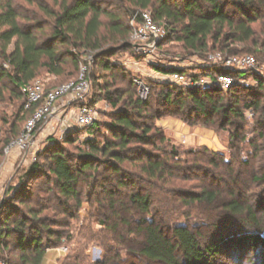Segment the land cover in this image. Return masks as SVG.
<instances>
[{
    "label": "trees",
    "instance_id": "16d2710c",
    "mask_svg": "<svg viewBox=\"0 0 264 264\" xmlns=\"http://www.w3.org/2000/svg\"><path fill=\"white\" fill-rule=\"evenodd\" d=\"M110 6L127 16L151 10L167 32L158 45L180 43V56L257 58L264 51V40L261 45L255 40V25L264 24V0H62L52 34L44 39L23 27L7 0L0 12V25L7 26L0 32L7 65L0 69V100L11 84L13 94L23 98L26 121L36 107L26 108L22 89L42 69L74 75L91 53V88L92 77L109 74L113 80L105 95L112 106L109 119L96 120L81 141L77 128L68 129L62 140L50 138L22 182L7 190L0 202L1 264H44L49 252L70 237L62 228L76 216L86 187L100 206L98 223L105 233L99 239L105 255L89 264H135L123 259L117 246L146 264H214L220 255L240 264L244 258L264 264V77L219 66L181 70L158 63L155 70L165 74L181 70L216 78L228 73L237 82L226 91L217 84L172 87L156 82L145 99L125 71L121 80L127 87L118 86V67L111 58L131 47L132 29ZM239 44L251 45L249 52H240ZM248 75L255 84L240 82ZM56 86L46 84V91ZM247 109L253 113L252 125ZM168 116L191 126L226 130L230 155L207 147L181 152L186 146L173 143L157 124ZM249 128L254 136H248ZM15 138L0 139L2 152ZM41 177L47 181L31 183ZM179 207L184 209L181 215L195 221L169 224L166 218L179 217ZM11 245L18 251L15 262L2 257ZM69 259V264H87L88 257L77 253Z\"/></svg>",
    "mask_w": 264,
    "mask_h": 264
},
{
    "label": "rangeland",
    "instance_id": "374dc122",
    "mask_svg": "<svg viewBox=\"0 0 264 264\" xmlns=\"http://www.w3.org/2000/svg\"><path fill=\"white\" fill-rule=\"evenodd\" d=\"M6 1L7 0H0V12L4 11ZM61 1L62 0H12L14 7L19 14L20 23L23 27L33 28L34 32H37L41 39L47 38L52 34L55 14L59 11ZM103 1L108 2V4L112 2V0ZM108 9L118 16H123L133 30V17L138 12L127 16L126 12L120 11V8L118 7L110 6ZM104 21L108 22V17H104ZM255 27L257 29L255 40L259 45H261L264 40V24H256ZM6 28L7 26L0 25V32ZM129 42L131 44L129 49H126L111 58V61L118 67V69H115V74H118L120 78L118 86L122 88L127 87V81L121 80V70L125 71L130 75L137 86H139L140 94L142 95V92H144L143 96L145 99L148 97L151 87L156 82L170 84L172 87L180 86L179 84L168 80L159 74V72L155 70V64L178 65L182 66L180 68L181 70H194L199 67L209 68L217 65L216 62L218 57L216 56L218 55L210 56L207 59H202L196 55L186 57L180 56L182 54L180 43L174 42L160 47L158 45L160 41L154 43L153 38L133 40L131 36L129 38ZM250 46L239 44L237 45V48L240 52H249L248 49ZM2 48L3 43L0 41V69L2 66L4 68L7 67L2 57ZM261 52V54L256 55L259 61V72L257 73L264 77V51L261 50ZM91 58V53L86 54L83 57L84 62L81 66L86 65L89 68V60H91ZM78 72L79 69H76L74 75L66 74L63 76H57L42 69L38 79L50 86L59 85L66 81L75 79ZM250 72L251 74H254V71ZM112 80L113 79H111L109 74L105 75L101 79L92 77V88L89 94V100L92 107L96 111V120L106 121L109 119L108 114L112 110V106L105 99V95L107 90H109L108 84H112ZM3 82L5 81L3 80ZM240 82L246 85L255 84L250 75L245 77V79H241ZM7 86L5 96L2 100H0V139L5 137L15 138L23 130L27 117L22 110L23 98L13 94L12 89H14V87L11 84L8 83ZM62 106L64 105L62 104ZM67 106L69 107V105ZM245 112L248 120H250V124L252 125L253 113L248 109ZM59 113L58 109L53 116L47 118L44 123L38 125L34 134L33 142L30 145V149L18 155L13 166L8 165L9 155L2 152V144H0V202L4 198L7 190L17 186L22 180L21 178L24 176L30 165L35 162L38 152L43 150L50 138L62 140L63 136L70 128H77L81 131L80 134L75 135L79 141L88 136V129L90 126L79 127L75 124L74 120H70V127L65 128L62 125V118L67 113H63L62 115ZM254 134L255 133L252 131V128H249L248 136L251 137L254 136ZM76 143L78 144L79 142L77 141ZM66 146L72 153L76 152L74 146L68 144ZM186 148L187 146L180 148L181 152L186 151ZM225 154L228 157L230 155V151L227 150ZM46 181V178L41 177L33 180L31 183L37 186L45 183ZM87 192L88 188L86 187L82 199V205L78 211H75L76 216L73 219H69L70 224L68 226L62 228V230L66 232V235H69L70 237L62 240L58 247L49 252L44 264H69V262H71L69 257L77 253L86 255L88 257L87 264H89L102 260L103 255H105V251L103 250L104 248L101 246V242L99 241V239L103 240L105 235L101 225L98 223L101 213L100 206L97 202H95V200H92L91 195H89L91 192ZM12 194L13 191H9L7 198H11ZM183 210L184 209H180L179 217H167L166 221L169 222V224L174 222H194V217L188 218V216L185 217L181 215V213L184 212ZM0 224H2V219H0ZM108 242H110L111 245L115 244L113 241ZM14 250V246L11 245L10 249L3 251L2 257L4 260L15 262V260H17L18 251L15 250V253ZM116 250H120L122 258L130 263L146 264L142 260H137L134 256L129 255L127 250L123 247L117 246ZM260 262L261 260L258 258H254L252 261L244 258V262L241 264H260ZM214 264L240 263L233 258L230 259L227 255H220Z\"/></svg>",
    "mask_w": 264,
    "mask_h": 264
},
{
    "label": "built area",
    "instance_id": "2783aa9c",
    "mask_svg": "<svg viewBox=\"0 0 264 264\" xmlns=\"http://www.w3.org/2000/svg\"><path fill=\"white\" fill-rule=\"evenodd\" d=\"M133 25L131 34L133 40L153 38L154 43H157L167 36L165 28L154 21L152 11L149 9L138 12L133 17ZM216 57H218L216 66L259 72V61L254 55L246 54L229 57L218 55ZM178 67L181 68L182 66ZM159 74L180 86L186 87L210 88L217 84L221 89L226 91L237 82V78L228 73H220L216 78L192 76L183 73L181 70L169 74L159 72ZM90 89L91 82L86 65L80 67L79 75L76 79L62 83L48 91H46V84L40 79H36L25 85L22 90L27 98L26 108L33 106L36 108L31 117L26 121L20 135L5 147L4 152L10 155L13 152L22 154L28 151L38 125L53 116L61 108L62 104L65 106L76 104L77 107L73 113H67L62 118V125L65 128L70 127V120H74L75 124L79 127L93 125L96 121V111L87 100V94ZM143 94L144 92H142L141 96L144 98Z\"/></svg>",
    "mask_w": 264,
    "mask_h": 264
},
{
    "label": "crops",
    "instance_id": "0c3cea01",
    "mask_svg": "<svg viewBox=\"0 0 264 264\" xmlns=\"http://www.w3.org/2000/svg\"><path fill=\"white\" fill-rule=\"evenodd\" d=\"M59 109V114L73 113L76 110V105L68 104ZM166 136L171 139L173 143L183 144L187 147H207L213 151L226 152L229 147V134L226 130H217L206 125L191 126L184 122L179 117L168 116L157 121ZM17 152L9 155L8 165H14Z\"/></svg>",
    "mask_w": 264,
    "mask_h": 264
}]
</instances>
